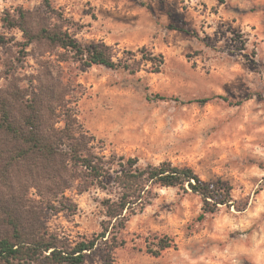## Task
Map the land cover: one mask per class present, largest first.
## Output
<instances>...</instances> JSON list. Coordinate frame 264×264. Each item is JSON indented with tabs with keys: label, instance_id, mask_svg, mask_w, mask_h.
<instances>
[{
	"label": "rangeland",
	"instance_id": "rangeland-1",
	"mask_svg": "<svg viewBox=\"0 0 264 264\" xmlns=\"http://www.w3.org/2000/svg\"><path fill=\"white\" fill-rule=\"evenodd\" d=\"M52 3L83 46L104 43L120 59L134 53L139 61L135 74L63 65L65 77L80 86L79 120L105 143L106 154L142 165L170 161L234 187L236 206L205 219L191 191L156 189L157 198L127 224L112 264H264V0ZM20 9L46 13L43 0H0V35L9 40L0 47V90L10 65L24 86L39 69L32 49L21 46L22 33L7 30L5 20ZM146 54L164 57L159 73L142 60ZM68 197L77 214L51 213L49 226L73 237L102 232L99 201L106 195L93 189ZM162 239L176 247L155 257L150 251Z\"/></svg>",
	"mask_w": 264,
	"mask_h": 264
},
{
	"label": "trees",
	"instance_id": "trees-1",
	"mask_svg": "<svg viewBox=\"0 0 264 264\" xmlns=\"http://www.w3.org/2000/svg\"><path fill=\"white\" fill-rule=\"evenodd\" d=\"M43 6L46 13L20 9L15 18L5 20L7 30L22 33L21 46L32 49L39 69L24 86L10 65L8 83L0 90V264H112L125 246L121 236L127 224L157 198L156 189L191 191L203 203L202 219L221 207L236 206L234 187L221 179L204 181L191 167L170 161L142 165L138 158L106 154L105 143L79 120L80 86L65 77L63 65L135 74L139 61L134 53L120 59L118 51L104 43L83 46L52 0H43ZM8 42L0 35V47ZM142 60L156 64L157 73L165 62L162 55L152 54ZM93 189L106 195L99 201L102 232L73 237L49 226L51 213L77 214L69 192L83 195ZM175 247L162 239L159 250L150 254L159 257Z\"/></svg>",
	"mask_w": 264,
	"mask_h": 264
}]
</instances>
